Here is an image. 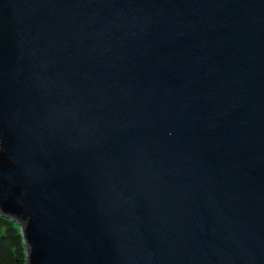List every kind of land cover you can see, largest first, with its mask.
<instances>
[{
    "label": "water",
    "instance_id": "1",
    "mask_svg": "<svg viewBox=\"0 0 264 264\" xmlns=\"http://www.w3.org/2000/svg\"><path fill=\"white\" fill-rule=\"evenodd\" d=\"M0 215L25 264H264V0H0Z\"/></svg>",
    "mask_w": 264,
    "mask_h": 264
},
{
    "label": "trees",
    "instance_id": "2",
    "mask_svg": "<svg viewBox=\"0 0 264 264\" xmlns=\"http://www.w3.org/2000/svg\"><path fill=\"white\" fill-rule=\"evenodd\" d=\"M18 226L0 215V264H25L26 252Z\"/></svg>",
    "mask_w": 264,
    "mask_h": 264
},
{
    "label": "rangeland",
    "instance_id": "3",
    "mask_svg": "<svg viewBox=\"0 0 264 264\" xmlns=\"http://www.w3.org/2000/svg\"><path fill=\"white\" fill-rule=\"evenodd\" d=\"M16 223V222H15ZM16 225L18 226V229L20 230V226L16 223Z\"/></svg>",
    "mask_w": 264,
    "mask_h": 264
}]
</instances>
